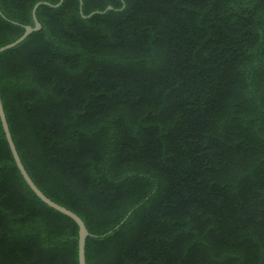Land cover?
<instances>
[{"label": "trees", "instance_id": "trees-1", "mask_svg": "<svg viewBox=\"0 0 264 264\" xmlns=\"http://www.w3.org/2000/svg\"><path fill=\"white\" fill-rule=\"evenodd\" d=\"M39 1L0 0V47ZM81 1L37 7L0 93L86 264H264V0ZM78 238L0 117V264H79Z\"/></svg>", "mask_w": 264, "mask_h": 264}, {"label": "water", "instance_id": "water-1", "mask_svg": "<svg viewBox=\"0 0 264 264\" xmlns=\"http://www.w3.org/2000/svg\"><path fill=\"white\" fill-rule=\"evenodd\" d=\"M123 1V6L122 8H124L125 3L124 0ZM63 2V0H60L58 3H50L47 1H39L35 4L34 8H33V16H34V25H26L25 26V30L24 32L21 34V36H19L17 39H15L14 41L7 43L3 46L0 47V52L11 48L15 45H17L18 43H20L21 41H23L30 33H32L33 31L39 30L42 27L41 22L38 20L37 15H36V9L37 7L42 4V3H46L49 5H53V6H59L61 3ZM80 4L82 7V1L80 0ZM114 7L112 5H108L104 10H95L92 11L89 14H84L82 9H81V13L84 17H88L91 16L94 13H103L106 12L110 9H113ZM121 8V9H122ZM0 117H1V121L3 124V128L9 143V146L11 148V151L13 153L15 162L21 172V174L23 175L24 179L27 181V183L29 184V186L32 188V190L44 201L46 202L48 205H50L51 207L59 210L60 212L70 216L71 218H73L78 226H79V238H78V242H79V264H86V256H85V246H86V239L87 236L90 234L84 220L73 210L67 208L66 206L54 201L53 199H51L50 197H48L37 185L36 183L33 181V179L31 178V176L29 175L28 171L26 170L20 155L18 153V150L16 148L15 142L13 140L11 131H10V127L7 121V117L5 114V110H4V106H3V102H2V98H1V93H0Z\"/></svg>", "mask_w": 264, "mask_h": 264}]
</instances>
